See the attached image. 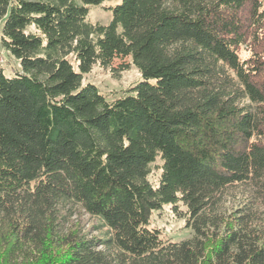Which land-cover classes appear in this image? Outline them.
<instances>
[{
	"label": "trees",
	"instance_id": "16d2710c",
	"mask_svg": "<svg viewBox=\"0 0 264 264\" xmlns=\"http://www.w3.org/2000/svg\"><path fill=\"white\" fill-rule=\"evenodd\" d=\"M104 1L0 0L21 67L0 68V264H264L262 0H109L89 21ZM94 65L140 80L108 99ZM166 206L192 236L150 225Z\"/></svg>",
	"mask_w": 264,
	"mask_h": 264
},
{
	"label": "rangeland",
	"instance_id": "374dc122",
	"mask_svg": "<svg viewBox=\"0 0 264 264\" xmlns=\"http://www.w3.org/2000/svg\"><path fill=\"white\" fill-rule=\"evenodd\" d=\"M115 2V1H114ZM264 4V0H262ZM113 3V1L106 0L100 5L91 6L89 9L87 19L91 22H100L106 24L111 18V11L104 8L105 6ZM242 54H246L245 50H242ZM118 61H114L111 66H116ZM111 66L100 67L94 65L91 71L83 76L82 84L91 82L94 84L102 94H106L108 99H113L126 92L128 87L135 84L140 80V73L134 65L128 70L120 72L118 76L112 74ZM0 68L6 75H12L15 70H20V64L18 60L9 55L0 45ZM160 161L157 159L151 164V175L152 181H155L159 170L156 165H159ZM229 196L225 197L223 207L229 210L239 204V202L248 195L247 192H241V188L234 187L231 189ZM80 218H79V217ZM72 218L87 228L91 219L88 214L82 213L81 215L73 216ZM150 225L158 227L163 237L172 240H181L192 236L193 231L191 228L185 226V220L175 215L169 207H165L160 211H154L150 217Z\"/></svg>",
	"mask_w": 264,
	"mask_h": 264
}]
</instances>
